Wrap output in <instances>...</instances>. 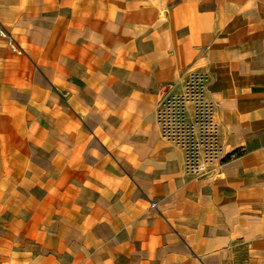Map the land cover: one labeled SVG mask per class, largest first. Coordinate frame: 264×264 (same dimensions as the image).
I'll use <instances>...</instances> for the list:
<instances>
[{"label": "crops", "instance_id": "0c3cea01", "mask_svg": "<svg viewBox=\"0 0 264 264\" xmlns=\"http://www.w3.org/2000/svg\"><path fill=\"white\" fill-rule=\"evenodd\" d=\"M0 22L21 49L0 37V65L9 69L0 68L2 96H47L34 61L53 48L62 65L78 34L92 96H115L87 111L101 120L89 134L108 152L93 146L85 169L59 172L70 202L52 220L61 243L22 264H264V0H0ZM61 26L71 37L55 44L44 33ZM192 72L206 76L221 146L220 165L206 176L185 171L182 150L157 122L160 102L180 96ZM36 103L27 140L33 128L37 140L45 135ZM71 106L54 123L59 136L69 127L74 161L81 154ZM79 192L89 196L79 201Z\"/></svg>", "mask_w": 264, "mask_h": 264}, {"label": "rangeland", "instance_id": "374dc122", "mask_svg": "<svg viewBox=\"0 0 264 264\" xmlns=\"http://www.w3.org/2000/svg\"><path fill=\"white\" fill-rule=\"evenodd\" d=\"M64 29L65 27L61 26L52 32L47 30L44 34L50 41H55L54 43L57 44L63 38L66 37L67 40L71 37L70 34L64 32ZM37 34L36 36L39 37ZM81 38L78 34L76 49L62 50L63 54L67 55L60 66L53 63L55 51L53 48L44 51V63L37 65L36 60L34 61L37 71L47 76V96L9 97L2 96L0 90V264H22V256H29L31 260H35L46 253L45 248L59 246L61 242L53 236L52 220L59 215L61 207H65L64 203L67 208L70 206L69 199L64 198L65 194L60 192L57 185L60 170H69L71 167L78 170L85 169L87 166L85 155L91 151L93 146L94 150L96 148L95 152L100 151L104 154L108 152L106 148L104 150L100 146L99 140L96 141V138L94 139L89 134L88 130H94L101 120L87 111H91L93 106H101L103 101L115 99V96L111 91L108 93L107 89L95 92L92 96L91 80L90 82L85 80L88 68L92 70L91 66L85 65L89 50L85 48L84 43H81ZM0 68L9 70L2 65ZM111 72L116 75L117 68L111 69ZM113 86L117 89L116 83ZM97 88H100V84L95 82L94 91ZM121 89V91L128 89V86H122ZM32 102H37L36 104L43 112L38 114L40 117L35 122L45 123L46 127L45 135L39 140H37L38 131L34 128L27 135L31 139L27 140L23 137V127L25 129L29 127L27 123L33 116L28 109ZM71 105L77 109L75 113L72 108V112L74 111L72 118L79 127L77 152L81 154L74 161L66 157L71 150L69 127L59 136V124L56 126L54 123L55 120H61V118L58 119L57 110L61 108L69 113ZM43 114L44 117H42ZM15 124L20 126L17 131L11 129ZM86 133L89 138L93 139L91 142L81 140ZM10 134L11 140H6L5 137ZM61 156L63 159L59 160ZM113 159L115 163H118L116 158ZM89 162H92L91 157ZM119 165L131 172L126 162L121 161ZM87 196L89 193L79 192L78 200L83 201ZM25 220L26 224L21 225ZM40 229L46 234L45 239L43 233L40 234Z\"/></svg>", "mask_w": 264, "mask_h": 264}, {"label": "built area", "instance_id": "2783aa9c", "mask_svg": "<svg viewBox=\"0 0 264 264\" xmlns=\"http://www.w3.org/2000/svg\"><path fill=\"white\" fill-rule=\"evenodd\" d=\"M0 37L6 38L14 51L21 50L1 22ZM205 83L204 74L190 73L183 93L161 101L157 109L161 135L182 150L184 169L195 176L211 174L221 162L215 106L205 98ZM150 207L157 208V203L151 201Z\"/></svg>", "mask_w": 264, "mask_h": 264}]
</instances>
